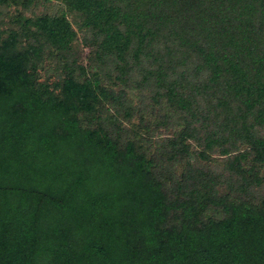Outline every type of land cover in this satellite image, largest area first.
I'll return each mask as SVG.
<instances>
[{
	"label": "trees",
	"instance_id": "1",
	"mask_svg": "<svg viewBox=\"0 0 264 264\" xmlns=\"http://www.w3.org/2000/svg\"><path fill=\"white\" fill-rule=\"evenodd\" d=\"M0 264H264V0H0Z\"/></svg>",
	"mask_w": 264,
	"mask_h": 264
}]
</instances>
